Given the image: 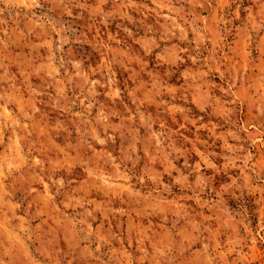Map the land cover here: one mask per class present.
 Here are the masks:
<instances>
[{
    "label": "rangeland",
    "instance_id": "obj_1",
    "mask_svg": "<svg viewBox=\"0 0 264 264\" xmlns=\"http://www.w3.org/2000/svg\"><path fill=\"white\" fill-rule=\"evenodd\" d=\"M0 264H264V0H0Z\"/></svg>",
    "mask_w": 264,
    "mask_h": 264
}]
</instances>
